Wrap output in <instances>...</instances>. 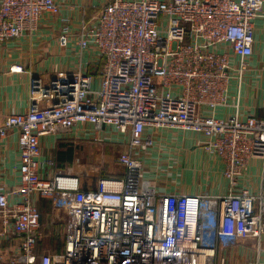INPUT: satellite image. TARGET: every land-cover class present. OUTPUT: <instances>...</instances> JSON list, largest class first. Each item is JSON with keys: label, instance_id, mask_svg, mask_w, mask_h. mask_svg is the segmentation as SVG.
<instances>
[{"label": "built area", "instance_id": "1", "mask_svg": "<svg viewBox=\"0 0 264 264\" xmlns=\"http://www.w3.org/2000/svg\"><path fill=\"white\" fill-rule=\"evenodd\" d=\"M59 12L56 0H0V42ZM260 17L264 0H108L93 19L74 25L61 17L59 46L95 49L99 82L81 66L46 80L31 75L29 108L0 123V140L15 129L19 147L20 186L0 191V235L20 238L9 264H35L41 234L34 196L66 214L62 251L42 253L38 264H226L224 251L249 238L257 242L246 264H264V179L255 192L237 184L248 160L264 157V118L203 111L223 105L228 82L240 79ZM221 43L231 53L216 51ZM77 123L90 124L94 140L105 126L128 137L114 159L121 178H99L98 189L83 190L72 176L41 175L39 137L66 136ZM162 128L209 138L205 148L224 163L225 194L163 193L143 179L136 149L152 146L145 129ZM8 194L19 199L9 202Z\"/></svg>", "mask_w": 264, "mask_h": 264}, {"label": "crops", "instance_id": "2", "mask_svg": "<svg viewBox=\"0 0 264 264\" xmlns=\"http://www.w3.org/2000/svg\"><path fill=\"white\" fill-rule=\"evenodd\" d=\"M56 1L60 7L57 16L43 19L31 33L0 42V123L7 115L25 112L29 108L31 75L46 80L56 71L74 70L81 66L93 75L94 86L99 82L97 51L93 48L81 51L75 41L68 48L62 49L57 42V35L61 27V17L69 18L74 25L81 19H93L97 12L90 14L91 11L99 10L108 0ZM216 51L231 53L226 43L218 44ZM230 58L232 66L237 67L238 58L231 54ZM245 63L240 79L236 77L228 82L225 103L212 110L205 107L203 111L206 115L227 118L237 114L240 117L251 115L264 118L263 17L254 20L252 54L246 58ZM12 66H21L22 70L12 72ZM233 74L236 75V72ZM93 130L88 123H77L66 136L49 134L39 137L41 175L72 176L83 190L98 189L99 178H121L124 168L115 162V156L111 159L109 153L115 148H119V152L127 150L128 137L119 134L113 126H105L96 132L97 140H94ZM146 135L151 136L152 146L143 152L136 149V155L142 164L143 179L150 181L157 191L210 195H223L227 192L228 182L223 176L224 163L215 153L205 148L209 142L208 137L181 128L145 129L144 136ZM17 136V130L13 129L0 140V191L8 193L20 186ZM95 154L101 155L100 166L105 165V175H91L94 170L90 161ZM48 159L53 163L50 167L46 164ZM159 168L170 171L171 174L176 169L184 172L176 176L178 180L164 183L155 176ZM190 168L192 173L187 172ZM263 179L264 157H252L238 176L237 184L255 192ZM18 199L16 194H8L9 202H16ZM34 200L40 213L41 235L35 247V264H38L42 253L62 251L66 214L61 209H54L49 199L34 196ZM19 244L20 238L15 235H0V264H9V259L18 252ZM250 245L254 249L256 242H238L234 254L247 252ZM260 246V259L264 262V235L260 238ZM252 248L251 252H254Z\"/></svg>", "mask_w": 264, "mask_h": 264}, {"label": "rangeland", "instance_id": "3", "mask_svg": "<svg viewBox=\"0 0 264 264\" xmlns=\"http://www.w3.org/2000/svg\"><path fill=\"white\" fill-rule=\"evenodd\" d=\"M95 12L98 13L99 11H95ZM34 76L38 77L37 75H34ZM29 91L31 92V89H29ZM119 150H120L119 148H115V149L110 150L111 151V152L109 151L110 152L109 153L110 158L113 159L114 156L116 158L117 155L119 153H121V152H119ZM90 162H91V164H92L91 166H93V170H94L91 175H94V174L98 175V176L105 175V172H106L105 165L100 166L102 164L101 155H98V154L97 155L95 154V156L93 155L92 160ZM96 165H99L100 167L99 166L96 167ZM96 168H97V170H96ZM183 172L184 171H180V170L176 169V170H174L172 172L173 174H171L170 171H166L163 168H159V170H157V172H156L157 174L155 176L157 177V180H159L161 182H164V183H167V182L169 183V181L178 180L176 178V176H179V174H182ZM187 172L192 173L193 171L190 168ZM194 173H195V170H194ZM182 179L185 180L184 178H182ZM245 242H246V244H249V243L254 244L257 241H256V239H250L249 238V239L245 240ZM252 246L250 247V249L247 250V252H244V253H242L240 255H238V254L235 255L234 254V252L237 250V246L236 245L227 248L226 255H225L226 264H246V262L248 261L249 258L253 260L254 259V255L252 254L253 252H251ZM252 250H254V249L252 248Z\"/></svg>", "mask_w": 264, "mask_h": 264}, {"label": "bare ground", "instance_id": "4", "mask_svg": "<svg viewBox=\"0 0 264 264\" xmlns=\"http://www.w3.org/2000/svg\"><path fill=\"white\" fill-rule=\"evenodd\" d=\"M116 185H114V184H107V187H109V188H114Z\"/></svg>", "mask_w": 264, "mask_h": 264}, {"label": "trees", "instance_id": "5", "mask_svg": "<svg viewBox=\"0 0 264 264\" xmlns=\"http://www.w3.org/2000/svg\"><path fill=\"white\" fill-rule=\"evenodd\" d=\"M100 9H101V8H100ZM100 9H99V10H92L90 14L94 13L95 11H100Z\"/></svg>", "mask_w": 264, "mask_h": 264}]
</instances>
